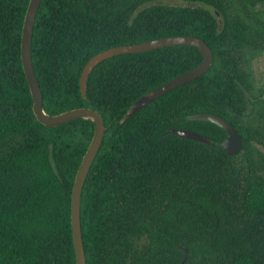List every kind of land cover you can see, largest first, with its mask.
Instances as JSON below:
<instances>
[{
    "label": "trees",
    "instance_id": "16d2710c",
    "mask_svg": "<svg viewBox=\"0 0 264 264\" xmlns=\"http://www.w3.org/2000/svg\"><path fill=\"white\" fill-rule=\"evenodd\" d=\"M31 0H0V264H77L72 194L95 126L57 129L33 110L22 64ZM43 0L32 55L52 116L90 108L107 127L82 198L87 264H264V85L252 61L264 55V0ZM176 36L214 54L210 71L120 121L142 97L196 68L200 49L171 46L113 57L81 76L108 49ZM213 114L244 139L229 156L181 138L217 144L227 132L187 117Z\"/></svg>",
    "mask_w": 264,
    "mask_h": 264
},
{
    "label": "water",
    "instance_id": "95a60500",
    "mask_svg": "<svg viewBox=\"0 0 264 264\" xmlns=\"http://www.w3.org/2000/svg\"><path fill=\"white\" fill-rule=\"evenodd\" d=\"M42 1L43 0L30 1L24 22L21 45L23 69L34 100V114L41 124L50 129H57L77 120L90 121L95 126L94 138L77 173L72 194L71 220L77 264H87L81 219L83 191L89 173L102 148L107 127L104 117L100 112L86 107L74 109L56 116H52L46 112L44 108V96L36 76L32 55L34 29ZM180 45H188L200 49L202 55L204 56V61L196 68L156 88L135 102L120 121V124H124L147 105L154 103L156 100L162 98L168 93L183 87L207 74L214 64V54L208 44L197 37L176 36L162 38L142 44L127 45L108 49L93 57L84 68L80 81L82 97L88 101V83L90 76L95 68L106 60L120 55L146 53L158 50L160 48ZM187 119L190 122H207L215 124L223 128L227 132L228 137L225 141L217 144L210 138L193 131L172 129L170 132L181 138L191 139L214 148L219 147L232 157L239 155L243 151L244 139L242 135L229 121H226L224 118L213 114H198L190 115L187 117ZM183 250L185 252V264L188 261L189 253L187 249L183 248Z\"/></svg>",
    "mask_w": 264,
    "mask_h": 264
},
{
    "label": "rangeland",
    "instance_id": "374dc122",
    "mask_svg": "<svg viewBox=\"0 0 264 264\" xmlns=\"http://www.w3.org/2000/svg\"><path fill=\"white\" fill-rule=\"evenodd\" d=\"M160 4L173 5V6H185L187 3L183 1L167 0L162 1ZM259 11L264 13V8H259ZM253 78L255 81L256 89L259 90L264 85V55L254 59L251 64Z\"/></svg>",
    "mask_w": 264,
    "mask_h": 264
}]
</instances>
